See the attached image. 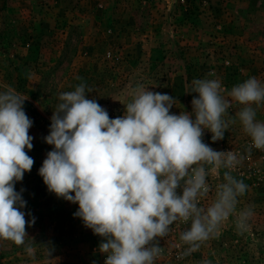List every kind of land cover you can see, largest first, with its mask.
I'll use <instances>...</instances> for the list:
<instances>
[{
	"label": "rangeland",
	"instance_id": "1",
	"mask_svg": "<svg viewBox=\"0 0 264 264\" xmlns=\"http://www.w3.org/2000/svg\"><path fill=\"white\" fill-rule=\"evenodd\" d=\"M252 76L264 82V0H0V92L11 87L28 98L23 108L33 121V148L25 151L34 165L15 190L26 201L21 209L26 220L35 217L26 225L24 245L0 240V264H104L106 259L99 251L104 238L73 215L79 205L49 192L39 175L54 148L45 137L61 92L83 82L92 89L86 98L115 119L125 112L118 100L144 84L173 96L177 103L170 112L179 115L192 113L197 94L185 92L193 79L218 78L226 95ZM239 107L234 104L229 114ZM256 118L264 121V106ZM211 135L205 129L203 142L216 151L244 154L251 143L239 122L223 140L213 142ZM223 171L209 177L212 191L201 206L211 203ZM233 175L250 189L237 206H253L249 230L238 233L230 217L218 236L179 259L187 248L179 236L190 224L174 223L168 236L158 238L163 252L155 264H264V151L253 148Z\"/></svg>",
	"mask_w": 264,
	"mask_h": 264
},
{
	"label": "clouds",
	"instance_id": "2",
	"mask_svg": "<svg viewBox=\"0 0 264 264\" xmlns=\"http://www.w3.org/2000/svg\"><path fill=\"white\" fill-rule=\"evenodd\" d=\"M91 91L81 82L59 94L45 137L54 148L39 175L49 192L78 204L73 215L104 238L99 245L104 264H155L163 252L158 238L168 236L177 222L190 224L179 236L187 245L179 259L218 236L230 217L238 233L249 230L254 208L237 206L250 189L233 172L253 148L264 151V121L256 118L264 106V82L252 76L225 95L220 79H193L185 92L197 94L192 113L179 115L170 112L177 103L173 96L137 84L126 91L125 101L118 100L125 112L115 119L86 98ZM26 99L11 87L0 92V240L17 246L25 244L26 225L35 223V217L26 220L21 211L26 201L15 190L34 165L25 151L33 148ZM234 104L242 107L230 115ZM237 122L251 141L244 154L216 151L203 142L205 129L216 142ZM221 169L214 198L201 206L212 191L209 177ZM25 251L35 258L31 245ZM46 255L50 259L49 247Z\"/></svg>",
	"mask_w": 264,
	"mask_h": 264
}]
</instances>
